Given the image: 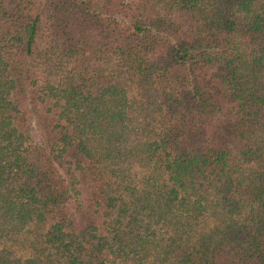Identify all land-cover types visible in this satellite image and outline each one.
<instances>
[{
  "label": "trees",
  "instance_id": "16d2710c",
  "mask_svg": "<svg viewBox=\"0 0 264 264\" xmlns=\"http://www.w3.org/2000/svg\"><path fill=\"white\" fill-rule=\"evenodd\" d=\"M0 264H264V0H0Z\"/></svg>",
  "mask_w": 264,
  "mask_h": 264
}]
</instances>
